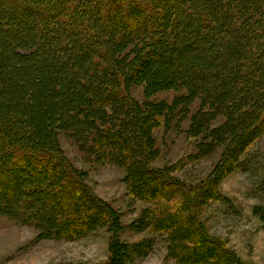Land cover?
<instances>
[{
	"label": "trees",
	"instance_id": "1",
	"mask_svg": "<svg viewBox=\"0 0 264 264\" xmlns=\"http://www.w3.org/2000/svg\"><path fill=\"white\" fill-rule=\"evenodd\" d=\"M9 22L16 28L9 27ZM0 24L1 45L13 40L12 31L22 30L20 45L37 47L30 58L39 55L32 59L36 66H43L39 82L50 73L59 85L78 87L76 96L90 95L84 104L86 112H102L107 107L134 109V102L122 87L129 66L117 57L125 45L139 44L141 51H148L143 59L135 56L142 63L149 56H157L155 72L165 68L171 84L192 94L213 93L210 97L219 107L223 106L222 98L232 92L236 97L246 93L243 98L247 102L259 98L252 93L255 87L264 86L261 0H0ZM190 52L197 55L189 56ZM4 58L0 56V67L9 64ZM68 76L71 80L64 82ZM260 91L264 93V89ZM3 113L0 110V199L5 207L25 222L50 226L55 237L74 235L75 230L88 229L94 222L107 225L112 232L108 264H126L137 250L146 251L145 244L139 247L120 241L116 212L89 194L62 159L25 143L17 145L19 136L25 140L31 135H25L18 122L6 126L9 122ZM250 116L253 128L262 130L264 114ZM50 126L51 120L47 123ZM121 134L105 136L106 143L129 149ZM126 153L129 190L150 206L142 217L153 233L145 245L149 254L162 239L167 258L177 264H243L235 251L210 238L198 220L201 206L212 197L199 196L192 186L170 177L168 171L150 168L147 160L133 159L130 151ZM209 193L220 197L214 190ZM171 202L178 206H170Z\"/></svg>",
	"mask_w": 264,
	"mask_h": 264
},
{
	"label": "rangeland",
	"instance_id": "2",
	"mask_svg": "<svg viewBox=\"0 0 264 264\" xmlns=\"http://www.w3.org/2000/svg\"><path fill=\"white\" fill-rule=\"evenodd\" d=\"M9 27L15 25L9 22ZM11 34L13 40L0 44V56L9 62L7 67H0V110L9 122L5 125L20 123L31 138L16 137L17 145L25 143L36 151L55 154L89 194L116 212L121 242L140 247L153 238L142 219L150 206L135 197L127 184L131 181L124 167L128 150L133 159L141 157L150 168L168 171L170 177L192 186L199 196L212 197L198 212L207 235L245 261L264 264V127L253 128L250 116L264 114V93L260 91L264 86L255 87L252 95L257 93L259 98L248 102L243 98L246 93H238V97L236 92L225 94L219 107L210 97L213 93L192 94L171 84L165 68L159 66L162 71L155 72L157 56H149L142 63L135 56L143 59L148 51H141L139 44L125 45L117 57L129 66L122 87L134 102V109L107 107L102 112H86L84 104L90 95L76 96L78 87L69 89L62 81L59 85L50 73L39 82L43 66H36L32 60L39 55L30 58L37 47L20 45L22 30ZM195 55L190 52L189 56ZM131 71L135 72L129 76ZM68 80L69 76L64 82ZM57 116L59 120L54 119ZM111 127L114 135L123 133L129 149L106 143L105 136H114L109 135L113 134ZM249 132L254 134L247 135ZM211 181L215 188L210 187ZM212 190L220 197H213L209 193ZM177 201L181 203L180 198ZM170 206L178 204L171 202ZM49 228L25 222L0 199V264H108L112 232L107 225L94 222L85 230L79 226L67 237H55ZM158 240L161 242L152 254L144 245L146 251L137 250L126 264H177L167 258V245Z\"/></svg>",
	"mask_w": 264,
	"mask_h": 264
},
{
	"label": "crops",
	"instance_id": "3",
	"mask_svg": "<svg viewBox=\"0 0 264 264\" xmlns=\"http://www.w3.org/2000/svg\"><path fill=\"white\" fill-rule=\"evenodd\" d=\"M239 255V254H238ZM240 259L244 262V264H251L249 263V261H245L240 255H239Z\"/></svg>",
	"mask_w": 264,
	"mask_h": 264
}]
</instances>
